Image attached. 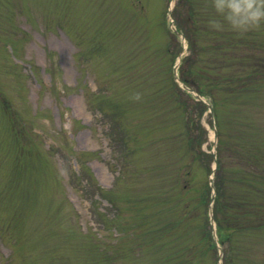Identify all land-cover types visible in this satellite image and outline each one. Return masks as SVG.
<instances>
[{
  "label": "rangeland",
  "instance_id": "374dc122",
  "mask_svg": "<svg viewBox=\"0 0 264 264\" xmlns=\"http://www.w3.org/2000/svg\"><path fill=\"white\" fill-rule=\"evenodd\" d=\"M233 2L0 0V264H145L141 226L188 218L218 147L234 176L264 155V19ZM182 68L207 111L175 83ZM163 198L183 207L155 216ZM194 212L179 234L200 242ZM232 250L264 264V233Z\"/></svg>",
  "mask_w": 264,
  "mask_h": 264
},
{
  "label": "trees",
  "instance_id": "16d2710c",
  "mask_svg": "<svg viewBox=\"0 0 264 264\" xmlns=\"http://www.w3.org/2000/svg\"><path fill=\"white\" fill-rule=\"evenodd\" d=\"M176 18L178 19L177 13ZM179 19H181L180 16ZM191 20L194 21L192 18ZM183 21L189 24V19L187 17L183 19ZM210 45L212 46L211 42ZM219 46L217 48H219ZM180 79L189 87L195 88L198 93L203 94L197 86H194L195 82L189 78V73L186 68L180 70ZM181 93H183V91ZM195 103L201 107L202 112H205L208 108L202 101H195ZM213 108L215 111V103H213ZM193 126L196 127V129L198 128V125L194 123V119L188 117V142L190 146L198 144L200 137L198 134L190 133V128ZM19 130L22 136L25 130L21 128ZM203 131L206 132V130ZM217 151V169L214 178L216 196L213 204V217L216 222L218 241L223 250L222 264H233L236 260V256H233L232 250L233 240H239L240 236L243 235L255 236L264 233V217H261L259 212H257V217L253 219L248 218L249 203L258 202L260 203L258 204L260 207H263L264 204V155L255 156L250 152L252 154L251 156L248 153V170L243 169L240 175L238 174L239 176H234L225 168L221 160L219 147ZM201 154L202 156L208 155L206 152H201ZM243 159H247V156L241 158V161ZM253 165L254 167H252ZM231 175L232 177H229ZM228 183L239 186L241 192L230 193ZM211 195V187L209 183H207L198 193L196 202L192 208H189V205L185 204L184 209H188V213H186L188 218L181 216L175 219L162 220L148 227L144 226L145 228L141 226V232L138 235L140 259L144 261L145 264H206L199 254L213 251L215 255H217L216 264L219 259L218 249L212 236V226L208 214ZM167 203L170 205L169 211H171V213L183 207L181 202L171 203L167 198H163L158 203V207L160 208L159 212L154 215L158 216L162 209L166 210ZM113 206H115V204ZM196 209L202 221L199 227L201 236L200 242L188 240L187 231L184 234L183 232L179 234V231L187 221L197 218V214L195 212L193 213ZM102 220L104 221L103 218ZM246 232H248V234H244ZM153 244L154 248L152 249ZM154 250L160 251L154 252L153 255Z\"/></svg>",
  "mask_w": 264,
  "mask_h": 264
},
{
  "label": "clouds",
  "instance_id": "9594fccd",
  "mask_svg": "<svg viewBox=\"0 0 264 264\" xmlns=\"http://www.w3.org/2000/svg\"><path fill=\"white\" fill-rule=\"evenodd\" d=\"M225 6L224 0H218L216 5L217 8L223 9ZM227 7H230L233 12H240L241 8L248 11L246 20L251 24L259 23L262 19H264V0H262V3L259 6L255 3V0H246L243 5L233 2L228 4ZM232 22L234 25H239L241 23V21L237 20H233ZM136 98H139V93L136 94Z\"/></svg>",
  "mask_w": 264,
  "mask_h": 264
}]
</instances>
